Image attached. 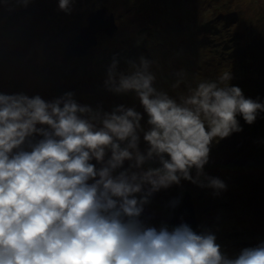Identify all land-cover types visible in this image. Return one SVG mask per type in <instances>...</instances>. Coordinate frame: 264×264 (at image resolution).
Masks as SVG:
<instances>
[{
	"label": "clouds",
	"instance_id": "1",
	"mask_svg": "<svg viewBox=\"0 0 264 264\" xmlns=\"http://www.w3.org/2000/svg\"><path fill=\"white\" fill-rule=\"evenodd\" d=\"M72 3L58 9L70 15ZM124 63L113 55L104 87L134 93L143 112L82 104L72 91L51 100L0 92V264H264V242L229 253L210 228L145 216L156 193L182 181L226 191L205 171L213 142L243 131L238 116L254 124L264 103L226 84L229 72L178 102L154 86V61ZM176 75L173 88L184 82Z\"/></svg>",
	"mask_w": 264,
	"mask_h": 264
},
{
	"label": "rangeland",
	"instance_id": "2",
	"mask_svg": "<svg viewBox=\"0 0 264 264\" xmlns=\"http://www.w3.org/2000/svg\"><path fill=\"white\" fill-rule=\"evenodd\" d=\"M88 1L81 7L72 3L73 11L70 15L60 10L46 15L44 6H58V0H31L27 9L19 6L17 0H0V92H24L30 96L39 94L44 99L51 100L72 91L78 99L86 88L78 93L72 87L77 80L75 75L83 74L85 67L95 73L107 61L111 62L114 54H119L120 65L124 69L125 58L138 59L143 55L154 61L150 69L156 76L154 86L179 102L180 96L189 94V88L196 87L193 84L204 81L203 71L211 69L209 72L212 75L208 81H216L226 72L224 57L210 52L212 42L222 46V42L225 44L224 40L229 35L231 39L234 34L233 31L228 32L225 26L221 30L217 29V24L223 18L220 13L234 11L237 18L235 21L247 27H254L257 18L264 19V0H171L168 4V1L165 2V11H160L159 7L158 12L154 10L159 0ZM100 4L108 8L105 20H110L112 16L118 27L114 37L100 33L98 44L85 57L75 60L76 62H64L66 47L59 52L60 47L66 38L72 34L78 35L81 28L88 26L86 18L89 13L84 16L83 10L94 9ZM14 7L16 11L13 10ZM224 8L228 9L223 11ZM39 12L44 15L35 21L34 16ZM228 21L230 26L235 24L230 19ZM202 23L210 24L207 33L200 32ZM241 30L242 33L246 31L243 28ZM29 31L33 32L29 34ZM237 45L235 42L233 47ZM73 66L79 72L74 74L71 71ZM193 69L200 72L199 76L192 75ZM181 71L185 74L184 82L173 88L180 79L176 73ZM194 76L197 78L194 79ZM191 78L194 79L193 82ZM92 91L93 98L84 104L93 107L102 105L106 111L124 104L143 112L134 93L115 95L108 92L104 85L98 90L93 88ZM172 91L177 95H173ZM146 120L145 115L142 121L145 129L148 127ZM239 123L243 128L242 132L233 133L220 141L217 138L213 142L210 162L205 166L209 175L219 177L227 184V190L216 196L212 189H201L189 181H182L181 186L174 185L161 190L154 195L152 203L146 206L145 216L153 217L150 221L152 224L159 226L161 221L167 222V204L176 197L175 194L189 191L201 204L200 226L214 231L217 242L226 251L233 253L264 242V213L257 210L263 200L264 175L238 177L240 183H237L232 176L236 166L230 167L237 155H252L256 160L262 159L264 163V134L259 137L257 134L255 139H249L250 133L245 128L250 127H244L240 121ZM140 146L142 150L147 147L142 138ZM244 159L245 156L242 160ZM263 171L264 167L255 166L249 174L259 175ZM239 172L240 170L233 174Z\"/></svg>",
	"mask_w": 264,
	"mask_h": 264
},
{
	"label": "trees",
	"instance_id": "3",
	"mask_svg": "<svg viewBox=\"0 0 264 264\" xmlns=\"http://www.w3.org/2000/svg\"><path fill=\"white\" fill-rule=\"evenodd\" d=\"M54 1V0H52ZM89 0L88 2H90ZM168 1V2H167ZM171 0H159L156 2V9L154 12H158V9L160 7V11H165V2L167 4ZM73 3H75L77 6H84L87 3V0H73ZM46 4L44 6L46 15L47 14H54L56 13L54 10H59L58 6H53L52 8H46ZM170 5V4H169ZM107 8L106 5L100 4L99 6H96L94 9L88 8L87 10H83L84 16H86L87 13L95 12V10H99L100 8ZM165 7V9H164ZM53 9V10H50ZM91 9V10H90ZM228 8H224L223 11ZM14 11H16L15 7L13 8ZM44 11V10H43ZM42 11V12H43ZM41 12V10H40ZM37 13L35 17V21L38 17H41L44 15V13L40 14ZM165 17V14L163 15ZM221 23L217 24V29L221 30L223 26L229 31H233V36L230 39V35L224 40L226 43L222 46L217 45L216 42H212V46L210 47V52L215 53L219 57L222 55L224 57V64L226 72L232 73L233 79L231 81L225 82L226 84H230L233 86H238L242 89L244 95L246 98H252L254 100H258L259 102L264 103V19L263 18H257L256 22L254 23V27L252 26H243V24H239L237 18L235 17V12L232 13H220ZM87 19V18H86ZM86 19L84 17V24L86 23ZM228 19L235 22V24L230 26V23ZM34 25L36 26V22H34ZM210 24L202 23V30L200 32L207 33V28H209ZM236 25V26H235ZM241 28L244 30L246 29L245 33H242ZM149 27L145 30H148ZM240 29V30H239ZM33 31H29V34H31ZM241 33L238 34V33ZM75 35L72 34L71 37L66 38V41H64V44L60 47V51H63L64 48L67 46L69 41H71ZM114 37V36H113ZM201 39H199L200 42ZM233 41V43H232ZM237 42V46L234 48L233 44ZM195 46H198L195 44ZM200 46V43H199ZM203 52V51H202ZM63 53V52H62ZM199 53H201V48H199ZM60 54V53H59ZM85 57V56H83ZM79 58H75L73 60H70L71 62L77 60ZM69 61V62H70ZM81 61V60H80ZM73 62V63H74ZM241 62H244L243 64H239ZM111 62H106L104 66L100 68V70L93 73V71L88 70V68L85 67L83 74L79 73L75 75L77 78L76 82L73 83V91H76L79 93L83 88H86V91L80 96H78V101L80 103H85L86 101H89L94 96V91L91 92V89H99L102 85H104V80L106 78V68ZM121 69L123 67L120 65ZM211 69L203 71L202 74L205 76L203 79L208 80L212 73H210ZM71 71L75 74L79 72L78 68L76 66H73L71 68ZM192 75L196 74L199 76L200 72L194 71V69L191 71ZM194 79L197 78V76L193 77ZM193 78H191V81L193 82ZM218 81V79L216 80ZM197 86V84H193ZM182 86V85H181ZM75 88V89H74ZM182 89V88H181ZM183 90L185 91V88L183 87ZM173 95H177L174 91H172ZM175 99V98H174ZM113 101V100H110ZM106 102V101H104ZM239 121L242 123L244 127H250L245 128V131L249 132V139H255L256 135L258 134V137L260 135L264 134V112L260 113L257 117V120L254 124L249 125L247 124L242 116H238ZM253 133V134H252ZM243 156H245V159L242 160ZM236 166V171H239V174H233L236 171L232 173V176L235 177L234 181L237 183H240L238 177H257L264 175V171L259 175H250L249 171L255 167V166H261L264 167V163L262 159L256 160L253 158L252 155H237L231 164L230 167ZM243 172H242V171ZM176 198H180V204L175 207L174 209L170 207V203L167 204V223L169 226H175L179 223L187 222L192 226V228L199 232L201 230L200 221H199V206L201 205L198 203L194 196L189 192L185 191L183 194L177 193L175 194ZM263 200L260 202V206H257L259 211H262L264 213V190L262 194ZM258 212V211H257ZM264 223V221H262Z\"/></svg>",
	"mask_w": 264,
	"mask_h": 264
},
{
	"label": "water",
	"instance_id": "4",
	"mask_svg": "<svg viewBox=\"0 0 264 264\" xmlns=\"http://www.w3.org/2000/svg\"><path fill=\"white\" fill-rule=\"evenodd\" d=\"M106 13L107 9L102 8L89 14L87 18L88 26L81 28L79 34L67 44L63 56L64 62L86 56L98 44L100 33H104L109 37L114 36V32L118 27L115 26V20L112 16L110 20H105Z\"/></svg>",
	"mask_w": 264,
	"mask_h": 264
}]
</instances>
